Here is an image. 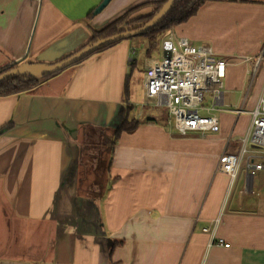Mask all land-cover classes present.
Listing matches in <instances>:
<instances>
[{
    "label": "crops",
    "instance_id": "obj_1",
    "mask_svg": "<svg viewBox=\"0 0 264 264\" xmlns=\"http://www.w3.org/2000/svg\"><path fill=\"white\" fill-rule=\"evenodd\" d=\"M100 1L0 0V68L61 58L91 30L158 0H110L87 18ZM169 30L226 60L224 102L243 112H218L217 132L182 135L164 110L140 105L143 73L129 72L130 63L141 55L143 68L163 37L149 56L147 39L132 36L31 92L0 96V128L11 123L0 133V264H264V197L241 191L242 169L232 182L216 172L219 156L238 149L235 138L264 95V0L205 1ZM259 56L251 76L246 70ZM137 85L140 100L131 97ZM125 116L140 121L113 139L111 183L95 209L68 179L76 178L81 152L72 135ZM216 218L213 238L228 247L203 231Z\"/></svg>",
    "mask_w": 264,
    "mask_h": 264
},
{
    "label": "built area",
    "instance_id": "obj_2",
    "mask_svg": "<svg viewBox=\"0 0 264 264\" xmlns=\"http://www.w3.org/2000/svg\"><path fill=\"white\" fill-rule=\"evenodd\" d=\"M169 43V55H150L144 60L142 74L143 99L140 105L165 109L167 125L182 135L194 131L217 132L220 111L243 112L230 109L224 102L223 78L227 62L215 54L208 44L194 45L188 38L172 31L163 42ZM259 56L246 73L254 75ZM248 62L249 57L242 58ZM250 122L234 153H222L216 164V172L226 175L232 182L240 169L243 173L241 191L264 197V95L248 112ZM260 178L258 190L255 180ZM218 218L205 227L212 244L228 247L222 238H213Z\"/></svg>",
    "mask_w": 264,
    "mask_h": 264
},
{
    "label": "trees",
    "instance_id": "obj_3",
    "mask_svg": "<svg viewBox=\"0 0 264 264\" xmlns=\"http://www.w3.org/2000/svg\"><path fill=\"white\" fill-rule=\"evenodd\" d=\"M165 1L166 0L150 1V2H144L138 5L132 6L131 8L127 9L124 13L117 16L112 21H110L108 24H106L103 28L99 30H91V33L88 39L84 43L79 45L76 49H74L72 52L100 38L118 34L125 30H133V29L138 28L143 23L150 20L155 14H157V12L161 9ZM205 1H218V0H175V2L173 3L167 15L158 24H156L153 28L147 30L146 32L140 35H136V37L139 36V37H143L147 39L148 47H146L144 51V57L149 56L150 49L155 45V43H157L160 36H162L165 32H167L169 28L178 25L179 23L185 21L187 18L193 15L196 12V10ZM93 9L87 13V18H91L94 15ZM123 39H126V38L117 39L109 44H106L100 47L98 50L93 51L90 54L82 57L80 60L74 62L70 66L77 65L78 63L86 60L92 54L103 51L115 45L116 43H118L119 41ZM72 52H70L69 54H71ZM67 55L61 57L60 59H63ZM16 65H17L16 62H12L11 64L0 68V74L15 67ZM140 65H141L140 60L133 59L132 62L130 63L129 72L133 73L135 71L133 70V68L136 67L135 72H137L138 75H141L143 73V68L141 67L142 65L141 66ZM59 71L61 70H58L51 74H45L41 76H16V77L5 78L4 80L0 81V96L31 92L35 87H37L40 84L41 81L53 76ZM139 121L140 120H138L137 118L129 120L127 116H125L123 119L120 120V122H115V124H113L109 128H96V130L98 131H96L92 126L86 125L84 129L85 130L84 134L94 135L98 133L99 137L103 139L104 144L109 143L108 145L110 148L107 149L106 151H108L111 155V151L113 148L112 146L114 144L113 139L117 137L119 133L122 131H125V132L133 131L139 124ZM10 126H11V123H7L5 126L1 127L0 133L10 128ZM109 159H110V156H109ZM107 163H108L106 166L107 172L105 173H108L109 160ZM105 178L106 179L103 185L101 184L100 181L98 182L99 187L101 188L100 192H97L94 196H89L90 199H92L94 202L93 206L95 207V209H97L98 203L101 201V198L103 197V195L105 194V192L107 191L111 183L110 178L108 177H105ZM116 243H119V242H116V241L112 242V246H114Z\"/></svg>",
    "mask_w": 264,
    "mask_h": 264
},
{
    "label": "rangeland",
    "instance_id": "obj_4",
    "mask_svg": "<svg viewBox=\"0 0 264 264\" xmlns=\"http://www.w3.org/2000/svg\"><path fill=\"white\" fill-rule=\"evenodd\" d=\"M149 10V9H148ZM125 12V11H124ZM123 12V13H124ZM121 15V14H120ZM170 31V30H168ZM166 38L165 34L160 36L159 38ZM133 40H138L140 37L133 36ZM137 38V39H136ZM160 42V41H159ZM162 44L158 43V51L154 55H160L162 53ZM144 48V45H143ZM141 55H138V60H142ZM140 85H137L133 88L132 96L135 99L140 100ZM252 93V92H251ZM145 107V106H144ZM149 110V109H148ZM151 110V109H150ZM165 110V109H163ZM153 111V110H152ZM160 113L159 111H157ZM156 112V113H157ZM72 143L74 146H78L81 149L79 154L78 162L74 161L72 171H76V178H68L72 181V187H75L77 194L86 196H94L97 192H100V187L98 182L100 181L103 185L105 182V177L107 175V162L109 160L110 153L106 151L109 149V143L104 144L103 139L99 137L98 133L91 135V134H77L76 132L73 133ZM108 152V153H107ZM242 176V173L238 175V178ZM243 178V177H242ZM260 178L257 177L255 180V184L260 186ZM241 185H243L241 183ZM236 187H240V182ZM84 202L89 206L94 207V202L92 199L87 198Z\"/></svg>",
    "mask_w": 264,
    "mask_h": 264
},
{
    "label": "water",
    "instance_id": "obj_5",
    "mask_svg": "<svg viewBox=\"0 0 264 264\" xmlns=\"http://www.w3.org/2000/svg\"><path fill=\"white\" fill-rule=\"evenodd\" d=\"M109 1L110 0H101L93 9V14L95 15L99 13L108 4ZM174 2L175 0H166L157 14H155L150 20L143 23L136 29L125 30L118 34L100 38L90 44L82 46L63 59L57 58L49 62H25L22 64H18L15 67L1 73L0 81L8 77L41 76L45 74H51L70 66L74 62L80 60L82 57L117 39L140 35L158 24L167 15ZM162 55H169V43L166 41L162 43Z\"/></svg>",
    "mask_w": 264,
    "mask_h": 264
}]
</instances>
